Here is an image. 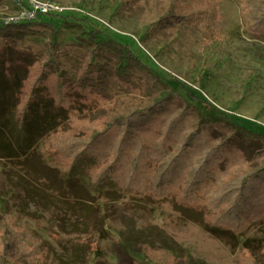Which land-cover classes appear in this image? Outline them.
I'll return each mask as SVG.
<instances>
[{
	"label": "trees",
	"instance_id": "trees-1",
	"mask_svg": "<svg viewBox=\"0 0 264 264\" xmlns=\"http://www.w3.org/2000/svg\"><path fill=\"white\" fill-rule=\"evenodd\" d=\"M240 1L244 30L264 37V0ZM28 24L0 25V159L25 157L42 141L48 159L92 191L174 200L210 236L239 248V264H264V235L240 241L264 227V135L163 94L160 76L109 34L104 45L91 30L88 40L49 42L21 58L11 33ZM26 238L4 232L3 264L33 256ZM139 264L176 262L144 246Z\"/></svg>",
	"mask_w": 264,
	"mask_h": 264
},
{
	"label": "rangeland",
	"instance_id": "rangeland-1",
	"mask_svg": "<svg viewBox=\"0 0 264 264\" xmlns=\"http://www.w3.org/2000/svg\"><path fill=\"white\" fill-rule=\"evenodd\" d=\"M28 1L0 0V25L29 22L11 33L19 57L49 42L88 40L91 30L104 45L109 34L160 76L163 94L264 135V37L244 30L240 0H35L55 11L34 21L24 16ZM176 12L179 21L161 22ZM42 146L0 159V238L25 233L34 250L20 264H139L144 246L168 250L176 264H239V248L210 236L174 200L92 191ZM263 235L264 227L252 228L240 241Z\"/></svg>",
	"mask_w": 264,
	"mask_h": 264
},
{
	"label": "built area",
	"instance_id": "built-area-1",
	"mask_svg": "<svg viewBox=\"0 0 264 264\" xmlns=\"http://www.w3.org/2000/svg\"><path fill=\"white\" fill-rule=\"evenodd\" d=\"M56 12H61L56 9ZM55 11L54 6L48 3H41L35 0L28 1V9L25 11L24 16L27 20L34 21L43 15Z\"/></svg>",
	"mask_w": 264,
	"mask_h": 264
}]
</instances>
